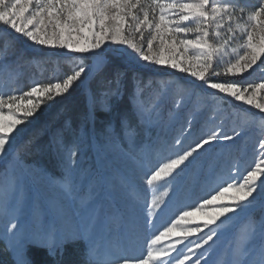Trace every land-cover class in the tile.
Masks as SVG:
<instances>
[{
  "label": "rangeland",
  "instance_id": "1",
  "mask_svg": "<svg viewBox=\"0 0 264 264\" xmlns=\"http://www.w3.org/2000/svg\"><path fill=\"white\" fill-rule=\"evenodd\" d=\"M235 2L251 8L259 0ZM148 38L145 32L142 41L145 46ZM189 38L194 37L189 34ZM118 47L105 44L108 48L105 56L99 61L92 59L91 65L87 66L92 69L91 74L86 73L88 78L82 77L83 82H78L86 93L89 106L106 112L105 121L97 122L94 129L90 121L89 126L81 127L77 133L71 131L69 124L65 125L52 136L51 159L26 160L20 146L33 147L30 138L27 140L28 134L49 114L50 104L56 98L42 104L29 122L18 126L17 131L22 128L23 132L16 139L13 151L6 158H0L2 263L9 258L17 264H28L27 247L35 244L27 242L56 236L75 238L68 242L70 244L82 242L86 264H112L115 259L139 258L146 252L150 239L170 226L178 214L183 210H194L209 193L226 182H237V178H242L259 160L258 143L264 138L260 118L264 117V113L206 88L202 81L188 73L142 61L130 63L115 50ZM59 55L69 59L70 63L78 61L80 64L75 54L34 45L0 26V93L5 97L20 94L29 90L34 82H49L44 78L49 68L47 61L56 63ZM109 55L115 74L121 72L122 61L135 69L133 84L145 100L146 107L153 102L156 105L150 119L137 117L132 96L131 112L119 115L112 110L115 102L122 98L124 87L118 97L104 95L111 87L109 83L104 91L93 96L91 82L109 65ZM232 59L234 56L217 58L214 69L221 74L217 76L210 72L205 74L206 77L213 81L240 84L264 82V57L247 72L235 77L223 73L226 62ZM177 102L180 103L179 108L176 107ZM107 107L110 111L104 110ZM124 118L134 128L131 148L123 135L120 136L119 146L109 141V125L120 133ZM184 130L185 134L181 135ZM213 130H219L221 134H240L231 141L220 140L206 146L208 151L201 150L203 155L196 163L180 172L175 179L166 178L155 186L147 184L152 171L177 151H182ZM177 139L180 144L174 146ZM72 145L77 149V157L75 165L69 168L66 148ZM49 151L46 149L45 156ZM48 160L52 166L47 163ZM165 191L168 195L162 198L156 210H151V200L162 196ZM205 210L209 209L206 207ZM207 218L201 212L191 219L203 222ZM13 222L18 224L15 230L10 229ZM250 222L257 228L256 237L248 244L255 255L264 243L259 235L260 226L264 225V196L258 197L256 203L236 219L221 217L217 221L220 227L217 237L211 242V251L207 256L209 264H224L230 258L238 238L244 235ZM197 238L174 236L172 240L161 241L157 247L184 240V244H177V251L172 253V257H176L185 244ZM208 247L205 246V249ZM202 264L205 262L202 261Z\"/></svg>",
  "mask_w": 264,
  "mask_h": 264
},
{
  "label": "snow or ice",
  "instance_id": "2",
  "mask_svg": "<svg viewBox=\"0 0 264 264\" xmlns=\"http://www.w3.org/2000/svg\"><path fill=\"white\" fill-rule=\"evenodd\" d=\"M0 26L34 45L66 50L80 61L76 70L59 81L34 82L29 90L6 97L0 93V158H6L13 151L16 139L23 132L22 128L17 131L18 126L29 122L42 104L69 94L78 82H83L82 77L88 78L85 74L90 75L92 69L84 65L83 60H101L108 51L105 44L120 46L115 50L130 63L142 61L188 73L202 81L206 88L264 113V82H220L205 75L210 72L217 76L221 74L214 69L217 58L234 56L223 69L225 75L234 77L261 61L264 57V0H259L251 8L240 6L235 0H0ZM145 32L149 35L146 46L142 43ZM189 34L194 38H189ZM125 79L126 73L117 72L104 95L120 96ZM131 99L138 118L150 119L154 115L155 103L146 107L135 83ZM176 107H180L179 102ZM104 110L110 111V107ZM260 122L264 132V117L260 118ZM239 134H221L219 130H213L182 151H177L152 171L147 184L155 186L166 178L175 179L180 172L196 163L203 155L201 150L208 151L206 146L220 140L231 141ZM121 135L131 148L134 128L127 118L121 120L120 133L109 125L110 143L119 146ZM179 144L177 139L174 146ZM258 148L259 160L242 178H237V182H226L209 193L194 210H183L170 226L150 239L143 256L115 259L112 264H202V261L209 264L207 256L211 251V242L217 237L220 227L217 221L221 217L236 219L247 212L258 197L264 196V138L260 139ZM66 152L68 167L71 168L76 163L75 145L68 146ZM153 191H156L155 187ZM167 195L165 191L162 196H155L151 200V210H156ZM206 207L209 210L206 211ZM201 212L208 217L206 220L199 222L191 219ZM17 227L15 222L10 224L11 230ZM256 235L257 228L250 222L224 264H264V243L255 255L248 248ZM259 235L264 240V225L260 226ZM174 236L198 238L189 241L176 257H172V253L177 251L176 245L184 244V240H176L166 247L157 245L163 240H172ZM74 239L44 237L27 243L46 248L50 255L56 256L58 249ZM205 246L209 247L205 249ZM201 249L205 251L200 252ZM169 257L171 259H165Z\"/></svg>",
  "mask_w": 264,
  "mask_h": 264
},
{
  "label": "trees",
  "instance_id": "3",
  "mask_svg": "<svg viewBox=\"0 0 264 264\" xmlns=\"http://www.w3.org/2000/svg\"><path fill=\"white\" fill-rule=\"evenodd\" d=\"M27 56H32L28 54ZM34 57V56H32ZM35 58V57H34ZM111 60V55H109ZM48 60L49 68L45 73L44 78L51 81H59L63 79L71 71L76 70L79 66L78 61L70 63L69 59L59 55V60L56 63L51 64ZM84 65L90 66L92 59L83 60ZM135 69L127 62H121V72L126 73V79L124 80V90L122 98L115 102L112 110L122 115L126 112H131L130 97L133 94V72ZM115 76V67L110 61L99 74L91 82V91L93 96H97L100 91H104L105 85ZM49 114L43 118L38 125H36L32 131L28 134L27 140L30 138L31 148H22L20 152L25 156L26 160H46L51 159V143L52 136L60 131V129L69 124L71 131L77 133L80 128L89 126L92 122V128L94 129L97 122L106 120V112L94 109L89 106L86 93L82 90L78 83V86H74L70 90L69 94L58 97L50 104ZM26 147V146H25ZM46 149H49L47 156ZM51 166L53 165L49 160L47 161ZM82 242L78 243H66L61 250L57 251L56 256L49 254L48 249L39 247L36 245H29L27 247V260L28 264H86L85 250ZM84 255H83V253ZM0 264H17L13 259H7L6 263Z\"/></svg>",
  "mask_w": 264,
  "mask_h": 264
}]
</instances>
